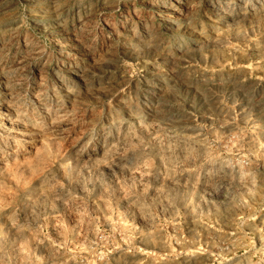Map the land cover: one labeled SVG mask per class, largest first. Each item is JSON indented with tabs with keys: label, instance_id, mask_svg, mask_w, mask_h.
I'll return each mask as SVG.
<instances>
[{
	"label": "rangeland",
	"instance_id": "1",
	"mask_svg": "<svg viewBox=\"0 0 264 264\" xmlns=\"http://www.w3.org/2000/svg\"><path fill=\"white\" fill-rule=\"evenodd\" d=\"M0 264H264V0H0Z\"/></svg>",
	"mask_w": 264,
	"mask_h": 264
}]
</instances>
